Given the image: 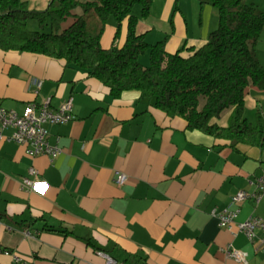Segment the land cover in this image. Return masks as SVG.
I'll use <instances>...</instances> for the list:
<instances>
[{
	"label": "crops",
	"instance_id": "0c3cea01",
	"mask_svg": "<svg viewBox=\"0 0 264 264\" xmlns=\"http://www.w3.org/2000/svg\"><path fill=\"white\" fill-rule=\"evenodd\" d=\"M186 1L196 5L165 0L158 16L164 29L149 19L151 8L140 17L137 31L151 42L167 37L169 52L203 45L218 25V12L201 6L200 17L207 16L193 31ZM247 1L264 9V0ZM29 2L45 9L50 0ZM127 28L125 20L119 45ZM116 30L117 22L109 21L104 47L113 43ZM256 50L264 65V32ZM33 77L43 80L39 90ZM47 97L54 108L73 97L75 118L48 125L50 143L62 149L54 159L31 157L15 141L1 145L0 264H106L101 251L130 264H243L227 256L228 245L246 254V264H264L260 240L221 227L212 215L229 206L238 191L255 190L264 150L233 148L190 129L184 118L166 116L136 91L113 98L105 84L65 60L0 48V103L22 114L29 103ZM245 103L264 114V90L249 86ZM229 114L225 111L218 122L226 125ZM31 166L40 175L35 188L27 190L21 182ZM117 172L127 176L122 185ZM251 214L264 218V196L258 204L242 202L238 221Z\"/></svg>",
	"mask_w": 264,
	"mask_h": 264
},
{
	"label": "trees",
	"instance_id": "16d2710c",
	"mask_svg": "<svg viewBox=\"0 0 264 264\" xmlns=\"http://www.w3.org/2000/svg\"><path fill=\"white\" fill-rule=\"evenodd\" d=\"M155 0H50L45 9L29 0H0V48L43 54L65 60L105 84L113 98L136 91L168 117L184 118L190 129L236 148L264 150V114L245 117L251 85L264 90V65L256 46L264 32V9L247 0H199L218 9V25L206 42L166 48L167 37L148 42L137 31L140 17L151 12ZM141 6L140 15L133 12ZM117 21L114 41L102 45L109 21ZM35 20L40 29H30ZM127 37L117 43L122 23ZM149 53L145 66L141 56ZM230 111L228 122L218 119ZM130 264V263H127Z\"/></svg>",
	"mask_w": 264,
	"mask_h": 264
},
{
	"label": "built area",
	"instance_id": "2783aa9c",
	"mask_svg": "<svg viewBox=\"0 0 264 264\" xmlns=\"http://www.w3.org/2000/svg\"><path fill=\"white\" fill-rule=\"evenodd\" d=\"M36 90H39L43 85L41 78L33 77L31 80ZM51 97L45 98L42 102H31L28 104L24 113H18L16 110L9 109L0 103V147L5 141H15L24 146L29 156L35 157L40 154H45L56 158L62 151L58 144H51L49 141V124H64L75 118L73 113V97L62 103L58 108L51 105ZM12 128L11 134L6 135L4 131ZM40 171L35 166H31L28 170V176L22 180V186L27 190H32L37 184V179ZM127 176L125 173L117 172L116 182L122 185L126 182ZM264 196V168L255 181V190L247 192L244 190L238 191L232 199L229 206L222 210L214 209L212 215L218 218L221 227L229 228L234 231L244 233L249 240L255 242L260 240V249L264 252V235L260 236L258 231L264 232V218L260 215L251 214L243 221H238L240 206L247 199H253L257 204ZM235 207H232L234 206ZM3 226L0 216V228ZM27 234L30 232L25 231ZM6 253H10L5 250ZM225 252L229 258H232L243 264L247 263L246 254L228 245ZM106 256V264H127L124 261H119L114 257L99 252ZM20 259L19 257H16Z\"/></svg>",
	"mask_w": 264,
	"mask_h": 264
},
{
	"label": "rangeland",
	"instance_id": "374dc122",
	"mask_svg": "<svg viewBox=\"0 0 264 264\" xmlns=\"http://www.w3.org/2000/svg\"><path fill=\"white\" fill-rule=\"evenodd\" d=\"M187 2H190V1H186L185 2V6H186V8L185 9H187L188 11H189V21H190V27L192 28V29H194L193 31H195L196 29V23L197 22H199V19L200 18H203L204 20L206 19V14L204 13V15L202 16V17H200L201 16V14H202V11H201V6H206V4H202L199 0H194L193 2H194V4H196V5H194V6H189V3H187ZM165 5H166V2H165V0H156L155 1V5H152L153 7H152V9H154L155 8V11H152L151 12V15H150V20L152 21V22H154L155 23V25L157 26V28L158 29H164V26L162 25V22H163V20H160V17L158 18V16L160 15V13H161V11L163 10V8L165 7ZM208 6V5H207ZM180 7V6H179ZM176 8V6L174 7V9ZM173 9V10H174ZM182 9H183V7H182ZM173 10H172V12H173ZM215 10H216V12H218V9L215 7ZM140 11H141V6L140 5H136L135 6V8H134V10H133V12L135 13V14H137V15H140ZM188 15V14H187ZM217 17H219V15L217 16ZM171 18V17H170ZM110 22H117L114 18H112L111 20H110ZM167 23L165 24V26L167 27ZM169 25H170V28H171V22L169 23ZM194 27V28H193ZM217 26H214V28L212 29V30H214L215 28H216ZM29 28L30 29H34V30H36V29H40L39 28V26H38V23H37V21H35V20H31L30 22H29ZM154 33H156V31L154 32ZM153 33V34H154ZM166 37L165 36H163L162 38H160V39H165ZM160 39H156V40H153V42H151L149 39H148V42H150V43H156L157 41H159ZM141 62L145 65V66H147V65H149L150 64V60H149V53L147 52L146 54H144V55H142L141 56ZM257 111V109L256 108H251V107H247V109H246V112H245V117H247L248 119H250V120H254L255 119V112Z\"/></svg>",
	"mask_w": 264,
	"mask_h": 264
}]
</instances>
